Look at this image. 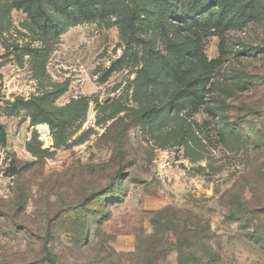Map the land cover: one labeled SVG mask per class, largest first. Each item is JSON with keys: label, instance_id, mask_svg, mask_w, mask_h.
I'll use <instances>...</instances> for the list:
<instances>
[{"label": "rangeland", "instance_id": "obj_1", "mask_svg": "<svg viewBox=\"0 0 264 264\" xmlns=\"http://www.w3.org/2000/svg\"><path fill=\"white\" fill-rule=\"evenodd\" d=\"M66 1L0 0V264H264V0Z\"/></svg>", "mask_w": 264, "mask_h": 264}, {"label": "trees", "instance_id": "obj_2", "mask_svg": "<svg viewBox=\"0 0 264 264\" xmlns=\"http://www.w3.org/2000/svg\"><path fill=\"white\" fill-rule=\"evenodd\" d=\"M93 0H80V4L82 6H89L92 4ZM102 3H105V1H102ZM52 4L55 7V9L62 10L69 6V2L66 0H52ZM115 9L120 8L119 4L114 3ZM213 6L212 1L209 0H189L187 7H186V16H188L191 19H196L199 16H202L205 14L211 7ZM216 6L218 8V12L215 15V21L217 23L225 21L227 24H230L232 18H242L245 16L246 11L243 10L242 6H236L235 0H221L219 3H216ZM164 13H166L167 16H175L177 15V8L173 7L172 5L165 6ZM129 21L126 18L121 19V28L122 30L127 32V29L129 28ZM140 26V24L138 25ZM140 28V27H139ZM131 34V33H130ZM127 33V35H130ZM148 45L151 46L150 42H148ZM151 51V49L149 50ZM167 68L171 74H176V65L175 63H169L167 64ZM160 109H151L149 111V114L153 115L152 117H155L158 113H160ZM102 221H106V217L102 219ZM261 240V242L264 244V237L261 239H256V241ZM49 264H55L50 258H47ZM190 259H195V257H190ZM195 264H198L195 262Z\"/></svg>", "mask_w": 264, "mask_h": 264}]
</instances>
